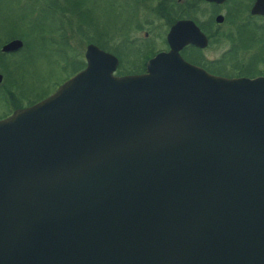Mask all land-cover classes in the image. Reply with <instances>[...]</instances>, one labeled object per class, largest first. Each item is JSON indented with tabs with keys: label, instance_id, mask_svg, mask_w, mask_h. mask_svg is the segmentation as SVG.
<instances>
[{
	"label": "water",
	"instance_id": "water-1",
	"mask_svg": "<svg viewBox=\"0 0 264 264\" xmlns=\"http://www.w3.org/2000/svg\"><path fill=\"white\" fill-rule=\"evenodd\" d=\"M166 42L127 76L88 44L82 70L0 120V264H264V77L183 61L206 45L190 21Z\"/></svg>",
	"mask_w": 264,
	"mask_h": 264
},
{
	"label": "rangeland",
	"instance_id": "rangeland-1",
	"mask_svg": "<svg viewBox=\"0 0 264 264\" xmlns=\"http://www.w3.org/2000/svg\"><path fill=\"white\" fill-rule=\"evenodd\" d=\"M123 1L0 0V46L11 39L22 42L20 50L0 55V118L9 113L3 103V89L8 90V99L13 104L24 105L42 100L51 95L64 80L80 71L88 44L103 51L111 49L123 62L131 58L135 60L134 52L149 51L151 45L137 46L132 52H120L117 49L119 39H113L109 46L106 44V36L119 35L123 30H127L129 35L134 34L136 24H142L145 18L149 25L151 23L155 27L153 42L160 44L158 42L163 36L166 20L144 8L133 17L134 0H125L126 7H120L123 6ZM157 2L158 0H149L146 4L151 7ZM136 7L138 8L137 5ZM201 9L198 8L192 15L200 18ZM246 25L245 32L250 34L254 29L253 24ZM259 26L262 25L259 23ZM223 28V33L229 34L233 27ZM141 31L137 32L140 37ZM244 35L240 30L239 42L241 45L247 42L245 48L239 45L228 52V42L224 40L217 46L209 47L203 56L211 61L222 59L219 70L227 77H264V33L257 32L255 36H247L252 42L247 41ZM10 36L14 38L7 39ZM241 66H247L251 71H243ZM125 72L127 71L120 66L114 71V75L119 76Z\"/></svg>",
	"mask_w": 264,
	"mask_h": 264
},
{
	"label": "flooded vegetation",
	"instance_id": "flooded-vegetation-1",
	"mask_svg": "<svg viewBox=\"0 0 264 264\" xmlns=\"http://www.w3.org/2000/svg\"><path fill=\"white\" fill-rule=\"evenodd\" d=\"M124 1L123 6L120 7H126L124 6L126 1ZM256 1L257 0H222L221 2L209 0H158L156 5L147 7L149 0H134L135 6L132 11L133 17L138 14L139 10L141 11V8H144L146 11H149L157 17H161L162 19L166 20L167 24L163 31V36L161 37L160 42H158L160 44L153 42L154 40L152 39L154 36L152 35V33L153 30H155V27L151 23L149 25V22L147 23V19L145 18L142 24H136L134 34L129 35L127 30H123L119 35H112L115 38H112L111 35L109 37L106 36V44L112 43L111 41H113V39L115 41L119 39L117 49H120V52H132V49L135 50L137 46L140 47L147 45L148 47L151 45V47L149 48L151 50L142 53L134 52L136 59L134 60L131 58L124 62L122 61L121 57L119 58V55H117L111 49L110 51H108L109 48H107L108 50L104 52L116 58L117 65L115 67V70H117L118 67L121 66L124 70L127 71L119 76L141 75L145 72L146 62L150 58L155 56L157 53L168 52L169 46L166 42V35L169 32L170 28L177 22L190 21L197 28L199 33L205 38L206 45L203 48L196 47L192 44H186L182 46L178 51V54L181 59L190 65L203 69L210 75L224 78H233L232 76L227 77L224 73L221 72V70H219L221 67L220 62L222 61V59H215L211 61L203 55L209 47H211L212 45L217 46L219 43H221V41L224 40L228 42V52L232 51V49L235 50L239 45L240 47H242L239 42L240 30L244 32V36H246L247 41H250L247 36H255L257 32L264 33V14H252L251 12V9L256 3ZM144 4L146 5L143 6ZM136 5L138 6V8L136 7ZM198 8L203 9H201L200 11V14H202L200 18L196 17L195 15H192V12L196 11ZM139 15H141V13ZM242 22H245V24ZM259 23L262 25L261 27L259 26ZM246 24H253L252 27L254 29L250 32V34H246L245 32V28L247 26ZM225 26L233 27L231 28V33H223V27ZM143 28L145 29L141 31ZM260 28L261 30H258ZM140 31L142 37L137 34V32L139 33ZM246 45L247 44H245V46ZM3 92V103H5L9 113H7V115L3 116L2 118L7 117L15 110L23 109L37 103L36 101L26 103L24 105H18L15 103L13 104L12 102L11 104L8 99V95H10L8 90L3 89Z\"/></svg>",
	"mask_w": 264,
	"mask_h": 264
},
{
	"label": "trees",
	"instance_id": "trees-1",
	"mask_svg": "<svg viewBox=\"0 0 264 264\" xmlns=\"http://www.w3.org/2000/svg\"><path fill=\"white\" fill-rule=\"evenodd\" d=\"M15 37H17L18 38V36H15ZM11 38H14V36H10V37H8L7 39H11ZM242 47L243 48H245L246 46H245V43L244 44H242ZM0 55H6V54H2L1 52H0ZM243 66H241V68H242ZM249 68L247 67V66H244L243 67V71H251V69L250 70H248ZM3 99V98H2Z\"/></svg>",
	"mask_w": 264,
	"mask_h": 264
}]
</instances>
